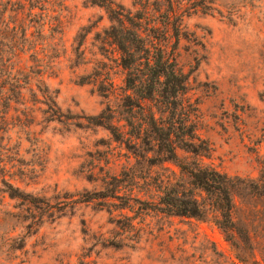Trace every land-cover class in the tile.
Masks as SVG:
<instances>
[{
    "label": "rangeland",
    "instance_id": "1",
    "mask_svg": "<svg viewBox=\"0 0 264 264\" xmlns=\"http://www.w3.org/2000/svg\"><path fill=\"white\" fill-rule=\"evenodd\" d=\"M106 1L184 75L173 131L181 162L258 182L264 0ZM109 19L89 0H0V181L35 200H10L0 184V264H242L214 212L199 222L153 208L161 187L181 182L178 167L138 163L91 125L107 109L120 119L125 95ZM23 26L32 53L20 56ZM26 68L32 81L15 105V78ZM146 105L172 124L158 101ZM232 199L237 223L251 222L264 245V200ZM19 237L26 246L11 253L8 239Z\"/></svg>",
    "mask_w": 264,
    "mask_h": 264
},
{
    "label": "trees",
    "instance_id": "2",
    "mask_svg": "<svg viewBox=\"0 0 264 264\" xmlns=\"http://www.w3.org/2000/svg\"><path fill=\"white\" fill-rule=\"evenodd\" d=\"M89 1L106 9L111 27L105 33L117 48L121 56L120 66L126 72L125 95L118 114L120 119L116 120L115 112L107 109L91 119V125L104 128L115 142L123 144L131 152L138 163L147 164L149 168L158 166L160 162L162 165L171 163L180 169L181 182L161 187L158 200L153 205L159 213L202 222L209 213L214 212L217 215L215 224L235 248L237 261L242 264H264V245L258 242L251 222L245 220L237 223L232 199L237 192L242 199L264 200V167L258 182H253L238 177L230 178L198 162H181L176 155L173 131L181 123L174 118L177 116L179 97L185 90L184 75L176 69L162 49L149 43L128 14L113 10L106 0ZM27 36L28 30L23 26L20 56L32 53ZM30 57L33 58L31 55ZM27 69H20L15 78V89L12 92V103L15 105L22 104L25 99L23 93L31 84V68L29 72ZM45 100L49 104L54 103L53 98L47 95ZM156 101L170 112L172 124L166 123L162 111L155 113L146 105ZM191 135H188L190 141L194 140ZM186 146L189 147L187 153L201 156L194 145ZM153 155L158 156L157 161L152 158ZM132 178L135 180L136 176ZM0 184L7 187L1 193L7 194L10 200H20L33 206L35 200L31 196L21 194L4 179ZM8 242L11 253L22 251L26 246L24 237L10 238Z\"/></svg>",
    "mask_w": 264,
    "mask_h": 264
}]
</instances>
